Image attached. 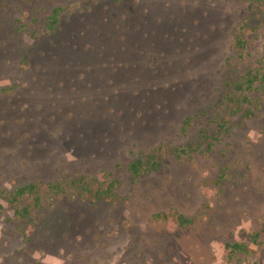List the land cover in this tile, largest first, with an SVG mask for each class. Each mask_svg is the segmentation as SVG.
<instances>
[{
	"label": "rangeland",
	"instance_id": "obj_1",
	"mask_svg": "<svg viewBox=\"0 0 264 264\" xmlns=\"http://www.w3.org/2000/svg\"><path fill=\"white\" fill-rule=\"evenodd\" d=\"M248 70L264 73V0H0V264H264V87L236 114L228 98ZM160 145L165 167L133 182ZM102 172L115 199L11 201Z\"/></svg>",
	"mask_w": 264,
	"mask_h": 264
},
{
	"label": "trees",
	"instance_id": "obj_2",
	"mask_svg": "<svg viewBox=\"0 0 264 264\" xmlns=\"http://www.w3.org/2000/svg\"><path fill=\"white\" fill-rule=\"evenodd\" d=\"M62 8H56L53 14L48 18L47 32L53 33L56 30L60 22V15ZM234 47L238 52L241 59L245 56L247 49L248 40L245 36L244 30H240L235 36ZM256 83H259L264 87V73L258 70H248L240 79L234 83H230L229 87L232 88L228 92V98L230 99L233 114H236L242 110V105L249 102L247 93L254 91ZM234 93L235 97L232 96ZM252 115V113H250ZM191 124V119H188L185 125ZM186 131L187 128H184ZM190 149V148H189ZM177 152L181 154H188L187 148H176ZM165 147L160 145L151 148L148 152H140L134 160L130 161L127 168L130 172V177L133 182H138L142 175L149 174L154 171H159L165 166ZM89 176H81L79 178L72 179L71 181H63L61 183H49L47 188H43L42 183L31 182L17 187L15 193L13 194L12 202L18 204L21 200L25 198H33L36 206H41L43 191L53 194H81L85 195L87 198L98 200L104 197L108 200L115 199L117 197L116 190L121 186V182L118 179H109V173L102 172L99 177L91 178L88 180ZM43 185V186H42ZM16 212L20 213L19 206L16 205ZM29 213L28 208L25 210V214ZM155 220H168V214L157 213L153 217ZM169 222L173 225L180 227H187L192 223V220L187 218L182 214L175 213ZM226 257L229 259L233 258L235 254L241 253L247 250V245L244 242H226Z\"/></svg>",
	"mask_w": 264,
	"mask_h": 264
}]
</instances>
